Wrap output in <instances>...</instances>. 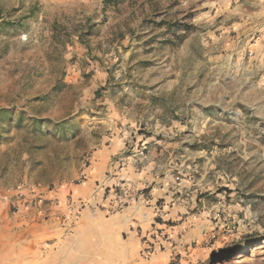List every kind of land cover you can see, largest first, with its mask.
I'll return each mask as SVG.
<instances>
[{
  "label": "rangeland",
  "instance_id": "rangeland-1",
  "mask_svg": "<svg viewBox=\"0 0 264 264\" xmlns=\"http://www.w3.org/2000/svg\"><path fill=\"white\" fill-rule=\"evenodd\" d=\"M108 149L199 222L183 264H264V0H0V193L67 211Z\"/></svg>",
  "mask_w": 264,
  "mask_h": 264
},
{
  "label": "crops",
  "instance_id": "crops-1",
  "mask_svg": "<svg viewBox=\"0 0 264 264\" xmlns=\"http://www.w3.org/2000/svg\"><path fill=\"white\" fill-rule=\"evenodd\" d=\"M115 151L108 149L94 156L93 167L97 173L81 186V194L98 186L97 177H101L104 167L106 172H113L105 176L104 187L94 191H97V208H87L77 217H70L63 203L26 205L18 199L15 190L1 191L0 264H48L46 258L50 253L70 255L74 252L73 247L64 243L67 238L88 245L76 264H171L176 260L183 264L190 260L194 250L188 244L197 238L201 227L195 219L183 216V207L157 205L154 192L150 202L133 198L128 201L129 205L119 208L113 195H105L104 190L122 184L125 179L122 174L126 168L118 170L113 158ZM129 181L130 195L138 193L136 190L142 183ZM153 190L159 193L155 187ZM161 229L169 232V239L148 255L146 244L154 242V236ZM55 245L59 247L51 252Z\"/></svg>",
  "mask_w": 264,
  "mask_h": 264
},
{
  "label": "built area",
  "instance_id": "built-area-1",
  "mask_svg": "<svg viewBox=\"0 0 264 264\" xmlns=\"http://www.w3.org/2000/svg\"><path fill=\"white\" fill-rule=\"evenodd\" d=\"M115 163L121 165L120 160L116 161ZM83 179H86L85 173H83ZM101 186H99V189ZM99 189H97V191ZM39 190L40 189L37 188L36 186H29L27 182H21L18 186V193H17L18 199L24 201V204L26 205L33 204L35 199L31 198V196H33L34 193L38 194ZM117 190L119 192H116ZM97 191L93 193L90 199L76 198L75 196L71 195L67 201V212L69 213V216L77 217L87 208H91V209L97 208V204H96ZM113 191H115L114 200L117 207L119 208L123 207L126 204V198L129 196V188L126 187L125 184H118L116 185V188ZM42 202H43V196L39 192V198L37 200V204ZM154 237H155V241L148 243L146 247V252L148 255L154 253L157 250L158 245H162L163 241L169 239V232L166 231V229H161Z\"/></svg>",
  "mask_w": 264,
  "mask_h": 264
},
{
  "label": "trees",
  "instance_id": "trees-1",
  "mask_svg": "<svg viewBox=\"0 0 264 264\" xmlns=\"http://www.w3.org/2000/svg\"><path fill=\"white\" fill-rule=\"evenodd\" d=\"M106 3H109V2H114L115 0H105Z\"/></svg>",
  "mask_w": 264,
  "mask_h": 264
}]
</instances>
